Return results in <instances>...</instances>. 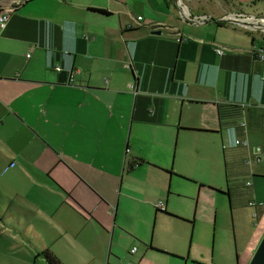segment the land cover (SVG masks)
Instances as JSON below:
<instances>
[{
	"label": "crops",
	"instance_id": "obj_1",
	"mask_svg": "<svg viewBox=\"0 0 264 264\" xmlns=\"http://www.w3.org/2000/svg\"><path fill=\"white\" fill-rule=\"evenodd\" d=\"M185 2L207 21L168 0H0L12 8L0 28V264H45V250L60 264L165 254L148 225L172 217V170L188 176L172 160L199 135L219 138L222 166L198 182L225 205L212 206L211 257L192 259L250 264L264 234V23L232 21H264V0Z\"/></svg>",
	"mask_w": 264,
	"mask_h": 264
},
{
	"label": "rangeland",
	"instance_id": "obj_2",
	"mask_svg": "<svg viewBox=\"0 0 264 264\" xmlns=\"http://www.w3.org/2000/svg\"><path fill=\"white\" fill-rule=\"evenodd\" d=\"M169 1L170 6L176 5L175 0ZM181 1L186 5L185 0ZM183 4H181L182 7H184ZM128 5L132 7L131 3ZM210 24L199 26H209ZM209 28L213 31L216 30L214 26H210ZM221 32L223 31H216V36H223ZM245 38L247 39L242 40L243 45H249V36ZM214 47L221 46L214 44ZM216 88L217 90L219 89L218 86ZM199 136L201 137L198 140L189 138L182 146L178 144L175 158L173 157V165L175 166L176 164L188 176H183L172 170L176 176L171 177V182L168 184L169 195L167 196V213L172 217H161L159 220L153 221V223L151 220V223L148 225L146 243L149 242L153 248L165 254L145 251L146 258L140 264H202L200 260H193L192 257H196L197 259L206 255L211 257L212 251L214 252L212 249L213 229L209 223L210 219H212L210 216L212 217L213 215L212 206L216 207L220 202L221 207H224L225 200L223 197L211 192L203 184L201 185L198 181L202 180V175H204L206 169L208 171L209 168L213 169L216 166L218 168H215L216 171L220 170L222 166L221 146L217 135L208 137ZM129 208V206H126L127 211L130 210ZM133 219L130 220L133 222L129 224L134 226L136 221ZM117 220L119 221V216ZM145 232L146 229L144 231L140 230L141 235L143 233L146 234ZM219 236V232L216 230V244ZM132 237L134 238V236ZM133 238H130L132 242L130 247L134 246L141 248V251L145 250L143 244H140ZM154 242L169 247L172 252H165V250L154 247ZM139 255L138 253L129 259L115 255L111 257L112 263L109 264H134Z\"/></svg>",
	"mask_w": 264,
	"mask_h": 264
},
{
	"label": "built area",
	"instance_id": "obj_3",
	"mask_svg": "<svg viewBox=\"0 0 264 264\" xmlns=\"http://www.w3.org/2000/svg\"><path fill=\"white\" fill-rule=\"evenodd\" d=\"M175 4L176 6L179 8V12H180V15L181 17L183 18V20H189L193 23H196V24H202L204 23L205 21H207V19L205 17H200V18H194V19H191L189 18L188 15H186V13L184 12L185 11V8L181 6V1L180 0H175ZM12 10V8L9 6L7 8H4V9H1L0 10V28H3L5 22L7 21L8 19V15L10 13V11ZM140 20V17L136 18V21H139ZM234 20L236 21H243V22H249V23H252L254 22L253 18H250V17H246L244 15H237L236 17H234ZM264 23L263 20H261V24ZM130 26L129 25H126L125 26V29H128ZM180 39L179 37L176 38V41L178 42ZM214 52L218 55H220L222 53V51L220 49H215ZM258 60H264V54H261L258 58ZM125 68H128V65H125ZM56 71H58L59 69L58 68H55ZM128 89H131L133 90V86L132 85H128L127 86ZM235 144H241V145H244V143H240L239 141H235ZM256 162H258L259 160L256 159L255 160ZM251 205V203H250ZM155 207L159 210H163V205L161 203H157L155 205ZM131 254L135 252V248L131 249L129 251Z\"/></svg>",
	"mask_w": 264,
	"mask_h": 264
},
{
	"label": "water",
	"instance_id": "obj_4",
	"mask_svg": "<svg viewBox=\"0 0 264 264\" xmlns=\"http://www.w3.org/2000/svg\"><path fill=\"white\" fill-rule=\"evenodd\" d=\"M228 22L231 23V21L226 20ZM234 24L240 25V26H244V27H254V30H262V25L261 22H243V21H232ZM154 34L158 35L159 32H153ZM250 264H264V234L255 250V252L253 253V256L250 260Z\"/></svg>",
	"mask_w": 264,
	"mask_h": 264
},
{
	"label": "trees",
	"instance_id": "obj_5",
	"mask_svg": "<svg viewBox=\"0 0 264 264\" xmlns=\"http://www.w3.org/2000/svg\"><path fill=\"white\" fill-rule=\"evenodd\" d=\"M91 11H94V12H98V13H101V14H104L105 12L102 11V10H91ZM140 162L137 161V162H132L130 164H127L126 166V170H131L134 166L138 165ZM40 256L43 258L45 264H60L56 259L55 257H53V255H51V253H49L48 251H43L40 253Z\"/></svg>",
	"mask_w": 264,
	"mask_h": 264
}]
</instances>
